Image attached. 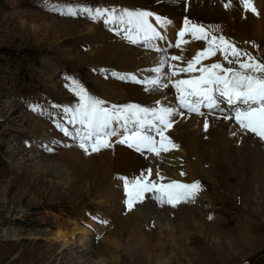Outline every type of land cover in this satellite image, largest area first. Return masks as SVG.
<instances>
[{"label":"rangeland","instance_id":"obj_1","mask_svg":"<svg viewBox=\"0 0 264 264\" xmlns=\"http://www.w3.org/2000/svg\"><path fill=\"white\" fill-rule=\"evenodd\" d=\"M103 2L106 0H0V264H141L140 251L133 256L126 252L131 237L120 235V241L113 237L115 224L106 235V229L86 232L103 219L99 208L105 203L100 197L107 200V192H86L88 182L66 163L54 165L48 172L43 170L48 160L59 155L60 148L57 145V150H42V141L51 148L54 142L52 137L44 142L49 129H38L45 126L47 117L38 122L39 118L26 111L32 110L31 101H45L42 93L56 100L73 98L66 87L69 77L84 82L97 97L106 93L108 72L97 66L93 43L83 36L87 32L84 26L96 25L95 22L83 14L75 18L60 14L68 7L100 8ZM77 23L83 29L78 35L73 34ZM173 34L168 35L171 41ZM237 47L264 63V36L260 41L251 40ZM33 136L41 137L38 144ZM26 139L31 145L25 144ZM223 161L225 173L218 171L216 164L211 170L209 165L202 169L210 173L217 185L206 179L195 182L202 183L203 191H208L204 196L208 194L213 201L215 213L209 216V222L219 215L227 220L221 229L216 226L219 223L213 226L224 233L215 236L218 246L201 241L195 234L194 253L188 251L186 258L191 259V264H264V187L247 188L244 196ZM163 177L164 181L172 178L166 174ZM78 184L84 189L77 188ZM204 200L208 206L207 198ZM192 209L189 207L182 217L186 225L191 224L188 212L199 219ZM253 211H257L256 217L251 214ZM244 214H251L253 223L250 221L249 227L253 229L241 241L239 231L248 222H239L236 229V221L243 219ZM201 220H206L205 215ZM181 233L179 229L176 234L179 237ZM104 235L106 244L95 250L92 243L103 244ZM156 253L149 264H182L177 259L168 262V253L160 260V253Z\"/></svg>","mask_w":264,"mask_h":264},{"label":"bare ground","instance_id":"obj_2","mask_svg":"<svg viewBox=\"0 0 264 264\" xmlns=\"http://www.w3.org/2000/svg\"><path fill=\"white\" fill-rule=\"evenodd\" d=\"M252 2L260 15L257 16L251 12L246 13L240 0H230V3L229 0H106L101 8L144 10L169 19L171 23L162 30L165 40L159 42L161 47H166L169 41L175 43L178 38L177 34L183 27L185 17L204 25L211 34L217 37L223 35L235 45H245L251 40L260 41L264 36V0H252ZM225 3H229V7L225 8ZM95 24L84 26L87 32L83 36L88 38L89 43L94 44H92V52L100 69L107 70L108 73L112 71L134 73L138 69L154 65L157 59L156 52L146 51L139 45L129 43L123 38V34H115L109 30V26L100 21H95ZM82 30V27L77 23L74 26L73 34L78 35ZM172 33L174 34L171 41L168 35ZM185 39L189 40V43L181 45L183 51L172 48L171 54L182 55L184 60H188L198 50L206 46L204 41H196L191 37H185ZM220 59H222L221 56L217 55L213 60L206 63ZM54 63L59 62L54 61ZM50 64L53 62L48 63V65ZM143 75H150V73L145 72ZM108 81L105 84L106 93L101 96L109 104L126 102L127 104L136 103L151 107L154 100L163 95L162 93L149 94L143 90L142 85L123 82L111 76ZM55 92L57 91L55 90ZM164 92L168 94L167 102L174 104V89L171 88V85ZM97 94L99 95V93ZM75 103L76 100L73 98L64 101L67 106L75 105ZM175 119L178 122L167 132V135L179 145V149L161 153L159 157L150 153L147 154V158L138 156V152L135 150L126 145L115 143L117 137H113L112 147L92 154H85L73 140L61 137L57 130L52 131L48 136L46 135L47 137L44 139L45 142L52 137L53 149L57 150V145L60 149L59 155L54 158L52 156L53 161L48 160L43 170L48 172L54 165L66 163L75 169L78 176L88 182L89 185L84 187L86 192L89 191L91 194L107 192L105 196L107 200L100 197L101 203L105 204L99 208V213L103 214V221L106 223L92 224V229L86 232L92 233L95 229H106V235L115 224V229L113 228L114 231L112 232L113 237L118 241L121 240L120 235L131 237L132 240H129L126 252L133 256L137 250L140 251L141 264H149L150 259L156 257V251L160 253V260L164 259V255L168 253V262L177 259L182 264H191V259L186 258V253L188 251L193 252L192 246L195 244L192 241L196 239L195 234L201 241L205 240L209 245L218 246L219 239H216L215 236H220L219 234L224 232L213 226L219 223L216 226L221 229L227 220L219 215L218 218L216 216V220L209 222L212 219H209V216L215 213V207L213 201L208 199V194L206 197H202L203 201H199L197 206L188 203L184 206L177 205L175 208L169 205L156 206L151 200L146 202L144 199L142 203H137L132 211L125 213L123 200L126 195L125 190L122 191L121 184L123 177L133 180L139 177L144 170L151 169L152 179L157 176V171H159L160 175H171V179L178 180V182L185 183L187 180L192 182L196 179H206L212 184V182L215 183L214 179L210 177L209 172H203L202 169L206 170L205 166L209 165L208 169L211 170L212 164H216L218 171L225 173L226 167L222 166L224 164L221 165V161L224 160L223 162L231 169L230 178L239 183L240 189L242 188L241 194L246 196L247 188L253 189L254 186H257L259 190V186L264 187V182H259L260 180L264 181V141H260L250 133H242L232 121L208 117L210 127L205 132L203 131L205 117L191 116L188 118L186 116L183 119ZM40 121L42 120L38 119V122ZM44 123L45 126H38V129H47L48 132L51 124L48 121ZM232 133H236V135ZM40 138L33 136L36 143H39ZM65 143L68 146H64ZM41 147L43 151L48 149L45 143L43 145V141ZM237 166H239L238 169L235 168ZM253 170H256L258 175ZM181 172L185 175H181ZM256 177L259 178V181L254 180ZM78 187L84 189L80 184L77 185ZM205 198H207L208 203L206 204L208 206L204 204ZM256 204L260 205V202L257 201ZM104 206L106 210H103ZM189 207L190 209L193 208L192 211L197 212L199 219L188 212L187 216L190 217L191 224L186 225L184 224L186 219L184 217L182 220V217ZM216 214H220V212L217 211ZM251 214L253 217L258 215L257 211H253ZM251 214H244L243 219L236 221V229L239 222H243L242 225L248 222L245 225L247 229L239 231L242 232L241 241H244L252 233L253 228L249 227V222L252 221L253 223V220L250 219ZM204 215L206 220H201ZM229 223L231 222H228V225ZM179 229L182 233L178 237L176 233ZM183 234L188 238H183ZM105 235L103 244L97 246L92 243L95 250L106 244ZM92 242H94L93 239ZM172 243H175L173 247L166 250L168 245ZM208 248L213 249L211 246ZM214 261L216 262V260Z\"/></svg>","mask_w":264,"mask_h":264},{"label":"snow or ice","instance_id":"obj_3","mask_svg":"<svg viewBox=\"0 0 264 264\" xmlns=\"http://www.w3.org/2000/svg\"><path fill=\"white\" fill-rule=\"evenodd\" d=\"M240 2L246 13L260 15L252 0ZM229 3H225L224 7H229ZM60 14L73 18L86 15L94 22L100 21L109 26L115 34H123L129 43L157 53L151 67L134 73H110L112 78L120 81L142 85L149 94L162 93V97L155 99L151 107L136 103L109 104L91 95L76 79L66 78V87L73 93L76 103L52 106L62 113L55 120V127L65 137L75 141L85 154L112 147L113 137H117L115 143L126 145L145 155V158L149 153L159 157L162 152L178 150L179 145L166 133L178 122L175 118H190L192 114L205 117V132L210 127L208 117H212L232 121L242 133H251L264 141V63L223 35L217 37L204 25L185 17L175 43L169 41L166 47H161L159 42L165 40L162 30L171 21L150 11L68 7ZM185 37L204 41L206 45L188 60L170 51L172 48L183 51L181 45L189 43ZM217 55L223 62L206 63ZM145 72L150 75H143ZM169 85L174 89V104L167 102L168 94L164 92ZM31 108L40 111L38 106ZM47 150L53 151V148L48 147ZM181 175L185 173L181 172ZM151 177L152 170L146 169L131 181L123 179L128 211H132L137 203H142L144 194L148 192L154 193L161 207L169 205L175 208L180 203H194L203 190L198 181L190 184L178 181L164 183L166 178L159 171L155 181Z\"/></svg>","mask_w":264,"mask_h":264}]
</instances>
